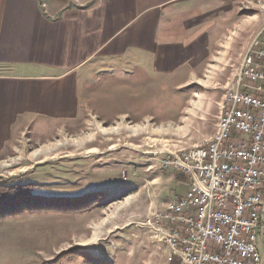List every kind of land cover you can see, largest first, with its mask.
<instances>
[{
	"label": "rangeland",
	"instance_id": "rangeland-1",
	"mask_svg": "<svg viewBox=\"0 0 264 264\" xmlns=\"http://www.w3.org/2000/svg\"><path fill=\"white\" fill-rule=\"evenodd\" d=\"M250 6L235 12L240 20L216 57L155 76L147 106L139 100L114 121L87 113L10 139L0 153V184L27 183L33 196L16 214L8 212L20 205L0 206V264H177L167 259L165 226L144 222L188 187V176L162 159L214 132L242 55L264 26V11L259 20L258 6Z\"/></svg>",
	"mask_w": 264,
	"mask_h": 264
},
{
	"label": "crops",
	"instance_id": "crops-1",
	"mask_svg": "<svg viewBox=\"0 0 264 264\" xmlns=\"http://www.w3.org/2000/svg\"><path fill=\"white\" fill-rule=\"evenodd\" d=\"M251 4L260 20L261 0H0V153L30 128L147 106L155 76L216 57Z\"/></svg>",
	"mask_w": 264,
	"mask_h": 264
},
{
	"label": "built area",
	"instance_id": "built-area-1",
	"mask_svg": "<svg viewBox=\"0 0 264 264\" xmlns=\"http://www.w3.org/2000/svg\"><path fill=\"white\" fill-rule=\"evenodd\" d=\"M209 139L165 166L190 182L144 225L165 226L168 261L177 264H263L264 26L245 49Z\"/></svg>",
	"mask_w": 264,
	"mask_h": 264
},
{
	"label": "trees",
	"instance_id": "trees-1",
	"mask_svg": "<svg viewBox=\"0 0 264 264\" xmlns=\"http://www.w3.org/2000/svg\"><path fill=\"white\" fill-rule=\"evenodd\" d=\"M97 194V193H96ZM95 194V196H97ZM32 194L29 188V185L27 183L24 184H0V206L3 203H13L16 205H20V208H14L8 212V214H16L18 212L23 211V204L25 203V200H29L32 198ZM94 196V198H95ZM82 196H79L77 198H80ZM67 199V198H63ZM70 199V198H68ZM82 204H85L86 202H81ZM78 206V205H77Z\"/></svg>",
	"mask_w": 264,
	"mask_h": 264
},
{
	"label": "bare ground",
	"instance_id": "bare-ground-1",
	"mask_svg": "<svg viewBox=\"0 0 264 264\" xmlns=\"http://www.w3.org/2000/svg\"><path fill=\"white\" fill-rule=\"evenodd\" d=\"M226 98H227V91L225 92L224 94V99H223V103H222V108H221V112H220V115H222L223 113V105H224V101H226ZM194 148V147H192ZM187 149H191V148H187ZM183 152H186V149H180V150H177L175 152H172L173 154H181ZM156 214V213H155Z\"/></svg>",
	"mask_w": 264,
	"mask_h": 264
},
{
	"label": "water",
	"instance_id": "water-1",
	"mask_svg": "<svg viewBox=\"0 0 264 264\" xmlns=\"http://www.w3.org/2000/svg\"><path fill=\"white\" fill-rule=\"evenodd\" d=\"M262 222L264 223V208L262 210Z\"/></svg>",
	"mask_w": 264,
	"mask_h": 264
}]
</instances>
